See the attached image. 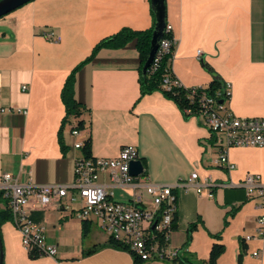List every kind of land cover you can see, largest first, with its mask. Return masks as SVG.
<instances>
[{
	"label": "crops",
	"instance_id": "crops-1",
	"mask_svg": "<svg viewBox=\"0 0 264 264\" xmlns=\"http://www.w3.org/2000/svg\"><path fill=\"white\" fill-rule=\"evenodd\" d=\"M166 3L176 41L174 75L188 87L208 86L214 72L231 84L228 106L236 115L264 117V0ZM153 23L151 0H31L0 17V173L11 172L23 183H70L82 153L75 147L78 140L91 138L92 157H115L122 146L134 145L145 165L140 183L173 184L196 171L197 181L226 184L203 185L202 192L177 189L178 227L170 232V248H180L196 223L188 244L195 262L207 261L218 241L225 250L216 264H264L256 221L264 209L240 184L247 173L260 174L264 183V146H233L228 154L234 167L219 165L220 149L198 118L186 116L161 90L141 94L135 40L100 48L76 70L74 95L82 113L63 124L61 93L73 69L105 37ZM50 31L61 39L50 40ZM79 120L84 126L75 135ZM99 181L117 200L138 193L143 208H156L142 185H111L107 170ZM63 202L68 207L53 203L32 212L56 254L31 257L10 219L1 225L3 264H134L132 253L112 245L97 221L88 220L89 232L83 234L85 221L75 215L80 202ZM142 264L172 263L149 259Z\"/></svg>",
	"mask_w": 264,
	"mask_h": 264
},
{
	"label": "built area",
	"instance_id": "built-area-1",
	"mask_svg": "<svg viewBox=\"0 0 264 264\" xmlns=\"http://www.w3.org/2000/svg\"><path fill=\"white\" fill-rule=\"evenodd\" d=\"M166 29L172 31V26L168 24ZM46 36L53 41L61 39L54 31L47 32ZM175 42L174 36L163 38L157 50L158 57L166 53L170 55L164 85L190 88V96L193 97L199 88L206 89L207 86L188 87L174 75L172 57ZM201 53L202 49H198L199 56ZM24 87L27 88V85ZM230 95L231 84L225 82L224 89L218 90L215 95H209L204 91L197 99V109L184 110L198 118L200 123L210 130L214 143L220 149V156L216 161L228 169L234 167L228 154L231 147L264 146V117L236 115L228 106ZM73 133L79 135L80 128L75 126ZM84 143L82 140L75 143V147L81 149L82 153L76 158L74 179L70 183H23L11 172L0 173V198L6 201L11 219L18 227L22 244L28 253L37 251L51 256L56 254V246L46 241L45 226L34 220L32 212L46 209L53 203L68 207L63 201L69 198L72 202L81 203L75 210L76 216L82 220L97 221L109 237L122 241L143 259L172 258L179 251V248L169 246L171 223L178 207L177 189L181 187L202 192L203 185L209 186V189L226 185L216 184L212 179H207L205 183L197 181L196 171H193L189 178L173 184L140 183L138 181L140 175H133L130 172V162L141 159L136 146H122L115 157H92L84 154ZM104 170L109 172L111 185L135 187L142 185L152 197L156 208L152 210L143 208L141 206L143 197L138 193H134L130 200L115 199L107 184L99 181L100 172ZM240 184L245 187L248 197L260 199L259 206L264 209V183L261 175L247 173ZM155 221L157 222L153 227ZM256 221L257 237L264 239V211L258 215ZM251 237L247 236L248 239ZM162 238L165 239V243L161 242ZM258 254V251L254 252V255Z\"/></svg>",
	"mask_w": 264,
	"mask_h": 264
},
{
	"label": "trees",
	"instance_id": "trees-1",
	"mask_svg": "<svg viewBox=\"0 0 264 264\" xmlns=\"http://www.w3.org/2000/svg\"><path fill=\"white\" fill-rule=\"evenodd\" d=\"M155 22V16H154ZM153 25L150 28L143 30H134L128 27H123L118 32L105 37L100 40L93 49L92 54L83 61L80 65L76 66L73 69L72 73L68 76L65 81V84L62 88V99L66 107V115L63 119V124L66 123L71 116L79 117L82 113L80 104L76 100L74 95V81H75V72L76 70L86 61L90 60L94 54L102 47H121L125 45L127 42L135 40L136 47L138 49L140 60H141V94H145L148 92H152L154 90H161L163 94L174 100L176 104L180 107V109L184 112L186 108L197 109V99L198 97L206 91L209 95H215L218 90H223L225 83L219 77L218 74L213 72V79L206 89L199 88L194 94L193 97L190 96L191 89L178 85H170L166 87L164 85V78L168 72V62H169V54H163L161 57H158V52L154 57L153 62L148 67L146 74H142V68L145 61L148 58L150 46H151V36L153 31ZM172 31L165 30L163 38L172 37ZM186 116L190 114L184 112ZM79 128L84 126V121L79 120L78 125ZM83 152L86 156H91V138L85 140L83 146ZM162 208V207H161ZM11 219V213L9 209L0 210V234H1V225L7 220ZM83 234L86 235L89 232V223L88 220H84ZM178 227V216L175 213L172 223L171 230H175ZM197 227L196 223H191L188 229V236L186 242L179 248V251L176 256L172 258H164L171 261L172 264H216L218 257L224 252L225 246L221 242H214L211 250L209 259L207 261H203L201 263H197L193 260V256L190 251H188V244L191 240V232ZM218 236V235H217ZM2 237V235H1ZM3 241V240H2ZM109 242L116 246L122 247L124 249L129 250L134 257V264H142L145 259H143L140 255L130 250L129 247L124 244L122 241L115 239L114 237H109ZM161 242H166L165 239L162 238ZM29 255L31 257H39L41 254L37 251L30 252Z\"/></svg>",
	"mask_w": 264,
	"mask_h": 264
},
{
	"label": "water",
	"instance_id": "water-1",
	"mask_svg": "<svg viewBox=\"0 0 264 264\" xmlns=\"http://www.w3.org/2000/svg\"><path fill=\"white\" fill-rule=\"evenodd\" d=\"M31 0H0V17L8 14L9 12L15 10L16 8L22 6L23 4ZM152 11L155 16V22L153 26L152 36H151V46L147 60L145 61L142 74H146L148 67L154 60L157 50L160 47L161 41L164 36V32L168 25L167 20V3L166 0H151ZM145 165L142 159H135L130 162V172L133 175H141L144 173ZM157 221L154 222L153 227ZM4 262V248L3 241L0 234V264Z\"/></svg>",
	"mask_w": 264,
	"mask_h": 264
}]
</instances>
